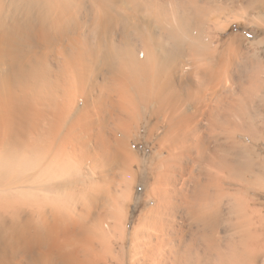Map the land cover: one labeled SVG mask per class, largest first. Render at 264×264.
Returning <instances> with one entry per match:
<instances>
[{
  "label": "bare ground",
  "instance_id": "1",
  "mask_svg": "<svg viewBox=\"0 0 264 264\" xmlns=\"http://www.w3.org/2000/svg\"><path fill=\"white\" fill-rule=\"evenodd\" d=\"M249 27L264 0H0V264H264Z\"/></svg>",
  "mask_w": 264,
  "mask_h": 264
},
{
  "label": "rangeland",
  "instance_id": "2",
  "mask_svg": "<svg viewBox=\"0 0 264 264\" xmlns=\"http://www.w3.org/2000/svg\"><path fill=\"white\" fill-rule=\"evenodd\" d=\"M250 29H251L250 27L246 29L247 35H248L246 36L249 41L255 40L256 38L262 37L264 35V33L262 34L263 31H258L259 33L258 35L254 37H250L251 33L248 32L250 31ZM238 31H240V29L233 26L230 30L227 31L226 34L223 35V37L226 38L231 32L236 33ZM256 144H255V149L259 153L257 158L260 159L262 156H264V143L259 141ZM141 146L140 147L138 146V149L140 151L143 150ZM144 152L146 153V150ZM147 153H150V152L147 151ZM246 186H247V190L244 189L243 193H239L236 196H238L237 198L241 197L240 200L242 199V201H245V200L248 201L250 207L254 208L257 211V220H259V222H257V225L260 226L259 231L262 232L264 231V181L259 180L258 182H255L253 184L251 183L246 184ZM142 191H143V185L141 184V181H138L137 186L135 187L136 196H139L142 193ZM131 211H133V213L131 214L135 216L136 215L135 213H137V211H135V209L133 208V205L131 206Z\"/></svg>",
  "mask_w": 264,
  "mask_h": 264
}]
</instances>
